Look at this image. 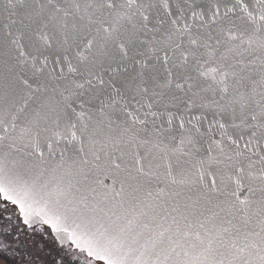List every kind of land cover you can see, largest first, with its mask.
<instances>
[{"label":"snow or ice","instance_id":"obj_1","mask_svg":"<svg viewBox=\"0 0 264 264\" xmlns=\"http://www.w3.org/2000/svg\"><path fill=\"white\" fill-rule=\"evenodd\" d=\"M23 231L264 264V0H0V254Z\"/></svg>","mask_w":264,"mask_h":264},{"label":"flooded vegetation","instance_id":"obj_2","mask_svg":"<svg viewBox=\"0 0 264 264\" xmlns=\"http://www.w3.org/2000/svg\"><path fill=\"white\" fill-rule=\"evenodd\" d=\"M15 232L9 237L12 243L15 238ZM14 255H7L22 264H51L56 255V247L50 235H41L40 233H28L23 231L18 242L13 243L11 249Z\"/></svg>","mask_w":264,"mask_h":264},{"label":"rangeland","instance_id":"obj_3","mask_svg":"<svg viewBox=\"0 0 264 264\" xmlns=\"http://www.w3.org/2000/svg\"><path fill=\"white\" fill-rule=\"evenodd\" d=\"M19 261H17L15 258L12 259L9 256H5L3 254H0V264H22L21 262L18 263Z\"/></svg>","mask_w":264,"mask_h":264}]
</instances>
